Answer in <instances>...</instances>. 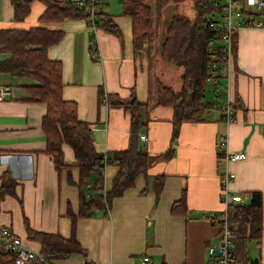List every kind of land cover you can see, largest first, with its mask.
I'll list each match as a JSON object with an SVG mask.
<instances>
[{"label": "crops", "instance_id": "0c3cea01", "mask_svg": "<svg viewBox=\"0 0 264 264\" xmlns=\"http://www.w3.org/2000/svg\"><path fill=\"white\" fill-rule=\"evenodd\" d=\"M8 5L11 10H3L0 30L39 26L64 33L46 56L60 63L62 98L76 104L77 118L88 124L94 150L110 157L126 149L135 131L149 161L145 174L114 197L109 207L79 217V189L74 185L79 171L72 150L61 146L62 162L69 168L57 170L45 151L41 128L45 105L28 100L21 88L31 81L18 78L12 81L14 88L12 77L3 78L0 84L11 93L0 100V176L8 172L15 186L13 194L0 198V226L9 228L38 255L40 244L28 237V229L62 238L73 232L85 256L56 259V264H139L144 255L152 264H207V248L218 244L219 233L217 221L210 222L207 215L222 212L219 177L227 170L234 175L227 187L231 194L240 195L241 203L249 201L251 192L261 195L260 243L247 241L246 256L264 264V20H258L261 26L241 27L235 33L227 70L226 56L218 61L212 55L218 67L216 84L210 78L212 60L204 88L209 85L218 102H209L211 108L199 120L183 122L174 135L173 108L154 99L147 65L152 46L147 41L135 44L131 21L125 39L114 20L118 35L98 26L92 29L84 16L40 22L44 6L33 1L29 14L14 22L9 0ZM212 39L206 51L210 48L214 53L218 43L209 46ZM117 98L127 100V105H118ZM225 100L232 109L231 122H224L220 112ZM234 152L245 157L233 162L222 158ZM165 153L166 157L157 158ZM68 171L73 184L67 181ZM117 173L116 164L104 166L101 194L111 189ZM158 177L162 184L156 196ZM90 189L84 185L85 196L92 194ZM182 195L184 206L177 205L173 213L172 205Z\"/></svg>", "mask_w": 264, "mask_h": 264}, {"label": "trees", "instance_id": "16d2710c", "mask_svg": "<svg viewBox=\"0 0 264 264\" xmlns=\"http://www.w3.org/2000/svg\"><path fill=\"white\" fill-rule=\"evenodd\" d=\"M40 2L44 10L39 16L40 22L61 21L65 18L86 17L81 10L64 3L62 0H9L12 7V21H22L30 12V4ZM192 16L185 17L175 12L180 3L173 0H124L123 14L130 18L131 33L135 44L142 41L150 42V8H157L161 20V35L158 40L160 56L169 61H178L182 67L181 89L173 92L170 87L159 85L155 92V102L158 105L171 106L174 110L173 134L177 133L183 122L197 121L212 104L203 100L205 80L208 68L215 55L223 59L224 51L214 46V53L206 51L209 39L214 33L206 26L205 17L208 13L210 0H191ZM150 4V5H149ZM96 25L109 33L119 34L118 27L113 23L110 15L97 13ZM64 33L60 30H47L34 26L28 28H5L0 30V74L12 78H25L31 81L29 85L21 86L28 95V100L41 102L45 105V114L41 121L46 149L52 157L57 170L69 168L62 162L61 146L67 145L73 152L75 166L79 171L78 182L74 185L79 189V207L77 215L86 217L92 210L109 207L114 197L134 185L137 176L145 174L148 167V156L138 144L136 133L132 135L126 149L114 152L110 157L101 155L94 150L93 140L87 123L78 120L76 104L62 98V71L58 61L49 60L46 51L58 43ZM135 103V102H132ZM117 104L126 106L127 100L117 98ZM138 105L137 103H135ZM133 129L136 122L133 121ZM168 153L157 158H164ZM114 163L118 167L111 189L101 194L102 171L106 164ZM95 174L96 178L91 179ZM67 181L73 184L70 173ZM88 184L92 194L85 196L84 185ZM161 178H155V195L161 190ZM15 182L8 172L0 176V198L5 194H13ZM249 201L238 202L230 206L228 211L229 227L232 232L231 264H244L253 261L246 256V243L256 240L260 243L261 235V195L251 192ZM177 205L184 206V196L172 205L175 213ZM74 217V216H73ZM72 217V218H73ZM74 219V218H73ZM28 237L40 244V258L46 263L71 255L85 256L82 249L72 235L62 238L57 234H49L28 229ZM255 262V261H253ZM40 264V263H38Z\"/></svg>", "mask_w": 264, "mask_h": 264}, {"label": "built area", "instance_id": "2783aa9c", "mask_svg": "<svg viewBox=\"0 0 264 264\" xmlns=\"http://www.w3.org/2000/svg\"><path fill=\"white\" fill-rule=\"evenodd\" d=\"M75 8H79L87 18L92 29L96 28V14L102 12L103 0H62ZM124 1V0H123ZM208 13L205 17L206 26L214 33L213 39L209 41L211 46L214 41L218 43V48H222L226 56L225 70L229 68L230 46L235 33L241 27L261 26L258 20H264V0H210ZM208 52L211 53L210 48ZM213 60V61H212ZM211 61L210 78L216 84V66L214 59ZM215 95L219 94L216 87L213 88ZM10 88L0 84V100L10 95ZM220 112L224 122L233 120L232 109L229 101L225 100L220 105ZM140 140L145 142L146 137L140 136ZM245 157L243 152L226 153L222 156L225 161L233 162ZM233 174L229 171L223 172L219 177L220 189L219 199L223 207L222 212L208 214L210 222H216L219 228L218 244L208 247L207 252L209 262L207 264H231L230 256L232 251V232L228 224L229 207L241 202L238 194H231L227 184L232 180ZM48 264L40 256L28 249L22 240L16 236L9 228L0 226V264ZM49 264H56L51 262ZM139 264H152L149 257L144 255ZM244 264H259L258 262L247 261Z\"/></svg>", "mask_w": 264, "mask_h": 264}, {"label": "rangeland", "instance_id": "374dc122", "mask_svg": "<svg viewBox=\"0 0 264 264\" xmlns=\"http://www.w3.org/2000/svg\"><path fill=\"white\" fill-rule=\"evenodd\" d=\"M146 1L152 2L153 0H146ZM173 1H178L180 3L178 9L175 12L177 15H183L185 17L192 16V12L190 10V6L192 5L191 0H173ZM123 4H124L123 0H103L102 7L104 9V13L110 15L112 20H114L119 24L118 27L121 31V34L126 39L127 34H129L130 18L123 14ZM149 8H150V17H151L149 38L151 37V39L150 42L148 43V46L150 44L152 46V50L150 53V58L147 59V65L150 68V72L152 73L151 82L153 84V88L155 92L157 86L162 85V86L170 87L172 91L176 93L181 89L182 86L181 75L183 72V67L178 61H169L168 59H165V57L160 56V54H157L155 52V49L157 47L158 34L160 33L161 30L158 26L159 22L157 21L155 23V18L156 20L157 18L159 20L157 8L154 9L152 5H150ZM4 9L5 12H7V9L11 10V8L8 5V0H0V20ZM35 11H36V6L35 9L32 10V13H34ZM0 57L2 58L1 55ZM6 77L11 78L8 75L3 76L2 74H0V81H3V78ZM10 80L12 86L15 88V85L13 84L12 81L18 80V78H11ZM23 80L27 81V79H23ZM204 93H205L203 95L204 101H208L211 103L218 102L217 97H215L214 94L211 91H209V85H207L204 88Z\"/></svg>", "mask_w": 264, "mask_h": 264}, {"label": "water", "instance_id": "95a60500", "mask_svg": "<svg viewBox=\"0 0 264 264\" xmlns=\"http://www.w3.org/2000/svg\"><path fill=\"white\" fill-rule=\"evenodd\" d=\"M77 10H80L79 8H76ZM164 23H165V19H162L161 20V26L163 27V25H164Z\"/></svg>", "mask_w": 264, "mask_h": 264}]
</instances>
